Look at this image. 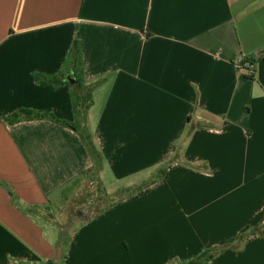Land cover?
I'll return each instance as SVG.
<instances>
[{
    "label": "crops",
    "instance_id": "1",
    "mask_svg": "<svg viewBox=\"0 0 264 264\" xmlns=\"http://www.w3.org/2000/svg\"><path fill=\"white\" fill-rule=\"evenodd\" d=\"M0 264H264V0H0Z\"/></svg>",
    "mask_w": 264,
    "mask_h": 264
},
{
    "label": "rangeland",
    "instance_id": "2",
    "mask_svg": "<svg viewBox=\"0 0 264 264\" xmlns=\"http://www.w3.org/2000/svg\"><path fill=\"white\" fill-rule=\"evenodd\" d=\"M87 104V103H84ZM84 133V131H82ZM125 193L105 192L96 171L87 170L73 180L62 192L61 203L38 209L39 218H54L65 225L66 230L75 228V221L82 218L83 210L92 207L99 211L121 198ZM71 224V225H70Z\"/></svg>",
    "mask_w": 264,
    "mask_h": 264
},
{
    "label": "trees",
    "instance_id": "3",
    "mask_svg": "<svg viewBox=\"0 0 264 264\" xmlns=\"http://www.w3.org/2000/svg\"><path fill=\"white\" fill-rule=\"evenodd\" d=\"M74 102H75L74 103L75 109H77L80 106L87 109L90 106V102H91V90L87 87L81 88V86H79V88L77 89L76 95L74 97ZM84 103H87V104H84ZM71 125L80 131L81 135L83 136V138L87 142V146L89 147L90 151L94 152L93 145L91 142V137H90V135H87V134L82 132L83 130H82L81 124L80 123H72ZM28 211H32V209H28Z\"/></svg>",
    "mask_w": 264,
    "mask_h": 264
},
{
    "label": "built area",
    "instance_id": "4",
    "mask_svg": "<svg viewBox=\"0 0 264 264\" xmlns=\"http://www.w3.org/2000/svg\"><path fill=\"white\" fill-rule=\"evenodd\" d=\"M238 68L241 71H245L248 75H254L256 71V63L249 59H245L244 61L238 64Z\"/></svg>",
    "mask_w": 264,
    "mask_h": 264
},
{
    "label": "water",
    "instance_id": "5",
    "mask_svg": "<svg viewBox=\"0 0 264 264\" xmlns=\"http://www.w3.org/2000/svg\"><path fill=\"white\" fill-rule=\"evenodd\" d=\"M72 80H74V79H72Z\"/></svg>",
    "mask_w": 264,
    "mask_h": 264
}]
</instances>
